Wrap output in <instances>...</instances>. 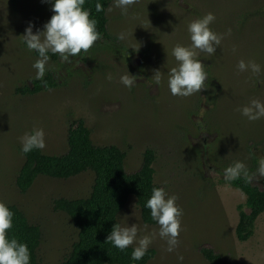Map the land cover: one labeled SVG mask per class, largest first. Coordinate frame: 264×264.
Returning <instances> with one entry per match:
<instances>
[{
	"label": "rangeland",
	"instance_id": "obj_1",
	"mask_svg": "<svg viewBox=\"0 0 264 264\" xmlns=\"http://www.w3.org/2000/svg\"><path fill=\"white\" fill-rule=\"evenodd\" d=\"M51 2L0 0V202L15 204L39 225L40 264L62 260L77 239V228L53 208V199L88 196L93 173L67 179L39 175L22 193L15 185L23 162L19 138L34 127L43 129L42 152L60 154L67 148L69 123L77 118L95 144H114L126 152L127 171L139 167L146 148L155 150L154 181L178 197L183 215L178 246L167 251L166 240L157 235L149 245L155 249L149 264H208L199 251L202 245L233 264H264V211L253 235L238 240L236 206L245 195L223 174L240 161L256 174L252 181L264 186L257 173L264 157V117L249 120L237 110L253 99L264 102V0H137L127 15L113 0L107 29L117 41L98 39L67 61L48 53L46 71L56 86L23 94L18 89L31 85L39 58L23 35L30 22L33 34L44 31L54 15ZM207 13L215 16L209 27L223 39L213 55L197 50L207 73L204 89L174 96L168 87V73L178 66L172 49L177 43L191 46L187 26ZM121 33L124 39H118ZM241 59L255 61L260 73L240 72ZM155 71L161 72L159 84ZM127 72L135 76L131 88L120 80ZM117 219L122 226L137 225L138 238L159 232L157 223L141 221L133 196Z\"/></svg>",
	"mask_w": 264,
	"mask_h": 264
},
{
	"label": "trees",
	"instance_id": "obj_2",
	"mask_svg": "<svg viewBox=\"0 0 264 264\" xmlns=\"http://www.w3.org/2000/svg\"><path fill=\"white\" fill-rule=\"evenodd\" d=\"M112 1L85 0L83 7L90 12V18L96 20L101 39L117 41L107 29V9ZM53 3L54 0L51 2L52 7ZM97 4L102 6V11L96 10ZM84 52L82 50L80 54ZM43 80L47 81L46 86L43 81L35 78L31 85L18 90L23 94H35L56 86L49 70L45 72ZM66 142L67 148L60 154H46L41 149L22 152L23 162L15 177L16 187L24 193L39 175L67 179L85 171L93 173L88 196L53 199V208L64 212L77 228V239L64 258L56 264H149L155 255L154 248L148 247L142 259L133 260L131 254L135 247L129 246L121 251L111 242H106V239L112 227L119 223L117 215L129 196L135 198L141 221L148 225L156 223L151 218L150 209L146 207L152 188L162 187L154 181L155 150L146 148L139 167L127 171L124 166L126 152L114 144H95L82 118L69 123ZM227 182L245 195L244 203L236 206L238 216L235 225L237 239L244 241L253 235L256 219L264 211V186L260 187L253 181L246 183L243 177ZM6 206L14 214L13 227L8 232L9 238L15 237L19 242L26 243L31 254L30 264H40L37 258L41 240L39 225L31 223L15 204ZM199 251L208 264H233L211 246L202 245Z\"/></svg>",
	"mask_w": 264,
	"mask_h": 264
},
{
	"label": "clouds",
	"instance_id": "obj_3",
	"mask_svg": "<svg viewBox=\"0 0 264 264\" xmlns=\"http://www.w3.org/2000/svg\"><path fill=\"white\" fill-rule=\"evenodd\" d=\"M135 3L137 0H115V7L120 8L122 14L127 15L128 8ZM84 4L85 0H54L52 7L54 15L44 25V31L33 34L31 22L25 30L23 40L28 50H35L39 57L33 64L36 70L35 78L43 81L45 86L47 81L43 78L49 61V52L59 54L67 61L69 57L79 55L82 50L87 52L98 39L102 38L101 33L97 31L96 20L90 18V12L83 7ZM96 10L99 12L103 8L97 4ZM214 20L213 13H207L201 18L192 20L187 26L191 46L177 43L173 47L172 56L178 62V66L171 68L168 73V87L172 95L188 97L204 89L207 73L204 71L202 62L196 58L199 54L197 50L213 55L216 47L220 45L223 36L214 33L209 27ZM124 38L123 33L119 34L118 39ZM237 68L240 72L251 70L253 74H259L261 71V66L255 61L246 63L243 59L238 62ZM108 79L111 80L112 77L109 76ZM153 79L159 84L161 72L155 71ZM120 80L126 87L131 88L135 83V76L127 72L121 76ZM237 110L249 120H257L264 117V102L253 99L248 105ZM19 139L24 153L45 147L44 132L40 128L34 127L31 132H26ZM257 173L258 177H264V157L259 158ZM223 174L228 181L243 177L247 183L256 178V174H251L246 165L240 161L225 168ZM177 200L176 195H168L163 187L154 186L146 207L150 209L151 218L159 225V232L138 238L137 225L129 227L116 223L107 236L106 242H111L121 251L135 243L137 246L131 254L133 260L144 257L157 235L166 240L168 245L166 250L173 251L179 244L178 237L183 215V210L176 203ZM13 216V212L6 204L0 202V264H30L31 254L28 245L19 242L15 237L8 236L9 230L13 227Z\"/></svg>",
	"mask_w": 264,
	"mask_h": 264
}]
</instances>
